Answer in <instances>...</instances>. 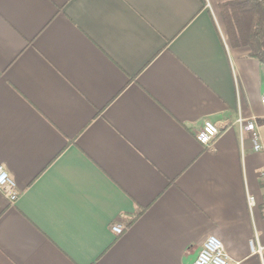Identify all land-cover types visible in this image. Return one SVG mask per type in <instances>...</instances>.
Returning <instances> with one entry per match:
<instances>
[{"label":"crops","instance_id":"crops-1","mask_svg":"<svg viewBox=\"0 0 264 264\" xmlns=\"http://www.w3.org/2000/svg\"><path fill=\"white\" fill-rule=\"evenodd\" d=\"M218 16L210 0H0V166L20 191L0 192V264H193L210 236L260 264L264 150L238 120L264 147V64Z\"/></svg>","mask_w":264,"mask_h":264},{"label":"built area","instance_id":"built-area-1","mask_svg":"<svg viewBox=\"0 0 264 264\" xmlns=\"http://www.w3.org/2000/svg\"><path fill=\"white\" fill-rule=\"evenodd\" d=\"M261 103L264 106V92L262 94ZM238 124L241 129L245 124V129L251 133L253 150L255 152H262L264 150L262 136L256 120L251 119L244 121L240 117ZM219 135V127L216 124L207 121L197 133V139L202 145L210 146ZM261 180L264 185V171L261 172ZM0 192L10 204H15L20 198V191L15 180L2 166H0ZM248 203L249 207L253 208L256 202L253 197L249 196ZM111 230L116 236H121L127 230V226L118 221L112 224ZM250 250L253 255L258 257L260 264H264V245L254 239L250 242ZM193 264H231V262L226 254L222 241L216 236H210L205 241L202 250Z\"/></svg>","mask_w":264,"mask_h":264},{"label":"trees","instance_id":"trees-1","mask_svg":"<svg viewBox=\"0 0 264 264\" xmlns=\"http://www.w3.org/2000/svg\"><path fill=\"white\" fill-rule=\"evenodd\" d=\"M220 17L234 48H247L250 57L264 64V0H225Z\"/></svg>","mask_w":264,"mask_h":264},{"label":"rangeland","instance_id":"rangeland-1","mask_svg":"<svg viewBox=\"0 0 264 264\" xmlns=\"http://www.w3.org/2000/svg\"><path fill=\"white\" fill-rule=\"evenodd\" d=\"M220 1H225V0H210V2H211V5L213 6V8L216 10V12L218 13V18H220V20H221V17H220V11H219V5H218V3L220 2ZM222 21V20H221ZM228 43H230L229 42V40H228Z\"/></svg>","mask_w":264,"mask_h":264}]
</instances>
